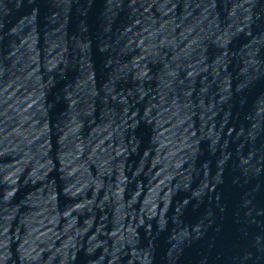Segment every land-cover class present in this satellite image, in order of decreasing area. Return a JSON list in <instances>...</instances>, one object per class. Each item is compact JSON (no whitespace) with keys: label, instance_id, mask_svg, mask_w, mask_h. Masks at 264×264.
I'll list each match as a JSON object with an SVG mask.
<instances>
[{"label":"water","instance_id":"95a60500","mask_svg":"<svg viewBox=\"0 0 264 264\" xmlns=\"http://www.w3.org/2000/svg\"><path fill=\"white\" fill-rule=\"evenodd\" d=\"M76 0H0V264H90Z\"/></svg>","mask_w":264,"mask_h":264}]
</instances>
